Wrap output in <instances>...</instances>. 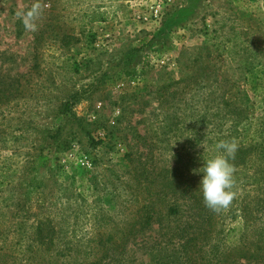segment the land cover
<instances>
[{"label":"rangeland","instance_id":"rangeland-1","mask_svg":"<svg viewBox=\"0 0 264 264\" xmlns=\"http://www.w3.org/2000/svg\"><path fill=\"white\" fill-rule=\"evenodd\" d=\"M35 4L29 29L17 13ZM0 82L11 92L0 103L1 240L15 244L19 195L32 214L45 202L67 217L116 216L133 209L125 186L148 151L157 168L201 181L187 155L228 134L230 108L261 142L264 0H0Z\"/></svg>","mask_w":264,"mask_h":264},{"label":"trees","instance_id":"trees-1","mask_svg":"<svg viewBox=\"0 0 264 264\" xmlns=\"http://www.w3.org/2000/svg\"><path fill=\"white\" fill-rule=\"evenodd\" d=\"M98 15L89 18L107 21L103 16L97 20ZM2 87L0 103L5 104L11 92L7 94L9 88ZM70 109L67 101L59 111L68 113ZM230 112L234 120L228 134L215 135L210 140L212 149L198 157L187 155L186 161L201 168L202 158L217 154L218 143H237L234 159L229 161L234 167L233 198L227 208L218 212L208 208L200 180L182 170L157 168L148 151L147 163L132 169L133 177L125 186L130 192L125 203L133 209L121 215L97 210L83 217L76 211L67 217L66 212L49 211L45 202L32 214V203L18 194L19 242L1 240L5 231L0 229V264H264V139L255 142L246 136L243 113L231 108ZM257 135L258 131L252 137ZM47 161L40 154L35 170ZM240 188L246 192L236 198Z\"/></svg>","mask_w":264,"mask_h":264},{"label":"clouds","instance_id":"clouds-1","mask_svg":"<svg viewBox=\"0 0 264 264\" xmlns=\"http://www.w3.org/2000/svg\"><path fill=\"white\" fill-rule=\"evenodd\" d=\"M40 11V5L35 4L31 9L18 12L17 15L21 17L26 28L32 29L35 27L33 22L40 15ZM216 148L217 154L202 158L203 166L196 171L202 173L199 189L203 193L205 205L218 212L227 208L233 198L231 189L234 167L229 161L234 159L238 145L234 140L221 141Z\"/></svg>","mask_w":264,"mask_h":264},{"label":"built area","instance_id":"built-area-1","mask_svg":"<svg viewBox=\"0 0 264 264\" xmlns=\"http://www.w3.org/2000/svg\"><path fill=\"white\" fill-rule=\"evenodd\" d=\"M159 15H160V7L158 6V8L154 10V17L157 19Z\"/></svg>","mask_w":264,"mask_h":264}]
</instances>
